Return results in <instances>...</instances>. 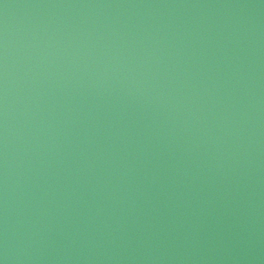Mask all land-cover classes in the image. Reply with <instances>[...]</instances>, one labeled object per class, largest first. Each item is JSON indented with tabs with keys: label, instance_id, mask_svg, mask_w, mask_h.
<instances>
[{
	"label": "water",
	"instance_id": "water-1",
	"mask_svg": "<svg viewBox=\"0 0 264 264\" xmlns=\"http://www.w3.org/2000/svg\"><path fill=\"white\" fill-rule=\"evenodd\" d=\"M3 264H264V0H0Z\"/></svg>",
	"mask_w": 264,
	"mask_h": 264
},
{
	"label": "clouds",
	"instance_id": "clouds-1",
	"mask_svg": "<svg viewBox=\"0 0 264 264\" xmlns=\"http://www.w3.org/2000/svg\"><path fill=\"white\" fill-rule=\"evenodd\" d=\"M0 264H3V261L2 260H0Z\"/></svg>",
	"mask_w": 264,
	"mask_h": 264
}]
</instances>
